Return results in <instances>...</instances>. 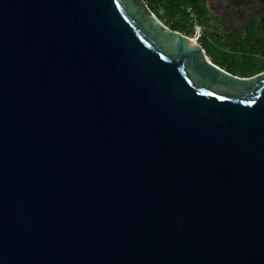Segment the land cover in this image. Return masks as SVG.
<instances>
[{
	"label": "water",
	"instance_id": "obj_1",
	"mask_svg": "<svg viewBox=\"0 0 264 264\" xmlns=\"http://www.w3.org/2000/svg\"><path fill=\"white\" fill-rule=\"evenodd\" d=\"M0 264H264V71L144 0H0Z\"/></svg>",
	"mask_w": 264,
	"mask_h": 264
},
{
	"label": "trees",
	"instance_id": "obj_2",
	"mask_svg": "<svg viewBox=\"0 0 264 264\" xmlns=\"http://www.w3.org/2000/svg\"><path fill=\"white\" fill-rule=\"evenodd\" d=\"M156 16L170 29L191 37L193 26L200 28L198 44L204 49L213 64L222 66L231 74H236V58L246 60L240 70L241 76L248 77L264 71V40L256 41L255 25L248 23L243 29V38L239 36L231 41H223L217 33L215 18L205 8V0H144ZM235 33L229 35L233 38ZM250 74V75H249Z\"/></svg>",
	"mask_w": 264,
	"mask_h": 264
},
{
	"label": "crops",
	"instance_id": "obj_3",
	"mask_svg": "<svg viewBox=\"0 0 264 264\" xmlns=\"http://www.w3.org/2000/svg\"><path fill=\"white\" fill-rule=\"evenodd\" d=\"M207 13L215 18L217 24V33L224 34L222 27V18H226L228 23H236L243 17L247 23L243 24L239 33L231 28L228 34L235 33V38H243V29L248 23L255 25L254 32L257 35L256 41L264 40V0H205ZM223 42V41H222Z\"/></svg>",
	"mask_w": 264,
	"mask_h": 264
},
{
	"label": "rangeland",
	"instance_id": "obj_4",
	"mask_svg": "<svg viewBox=\"0 0 264 264\" xmlns=\"http://www.w3.org/2000/svg\"><path fill=\"white\" fill-rule=\"evenodd\" d=\"M222 27H224V29L225 30H223L224 31V34H222V36L224 37L223 39H222V41H231V39H236L235 38V36L233 37V38H230L229 37V35H231V34H228V32H229V30L231 29V28H234V29H232V30H234L235 32H237V33H239L240 31H241V27H242V25L243 24H245V23H247V20L243 17L241 20H238V21H235L236 23H228V20L226 19V18H222ZM168 27V26H167ZM184 34V33H183ZM199 34H200V28H199V26H197V25H194L193 26V34L191 35V37H189V38H191V39H194V40H196L197 41V38L199 37ZM184 35H186V34H184ZM236 63H235V65H234V68H235V70H236V76H240V75H242L241 73H240V70H242L243 68H244V66L246 65V60H243L242 58H240V57H237L236 58ZM221 69H223V67L222 66H219ZM260 73V72H259ZM258 74V73H257ZM250 75V74H249ZM253 76V75H252Z\"/></svg>",
	"mask_w": 264,
	"mask_h": 264
},
{
	"label": "flooded vegetation",
	"instance_id": "obj_5",
	"mask_svg": "<svg viewBox=\"0 0 264 264\" xmlns=\"http://www.w3.org/2000/svg\"><path fill=\"white\" fill-rule=\"evenodd\" d=\"M205 53H206V52H205ZM206 55H207V54H206ZM207 56H208V55H207ZM208 57H209V56H208ZM209 59H210V58H209ZM210 60H211V59H210ZM211 62H212V61H211ZM212 63H213V62H212ZM223 70H224V69H223ZM233 75H234V74H233ZM240 77H244V76H241V75H240ZM248 77H249V76H248Z\"/></svg>",
	"mask_w": 264,
	"mask_h": 264
},
{
	"label": "bare ground",
	"instance_id": "obj_6",
	"mask_svg": "<svg viewBox=\"0 0 264 264\" xmlns=\"http://www.w3.org/2000/svg\"><path fill=\"white\" fill-rule=\"evenodd\" d=\"M190 39H191V38H190ZM191 41H192V42H195V40H194V39H191Z\"/></svg>",
	"mask_w": 264,
	"mask_h": 264
}]
</instances>
